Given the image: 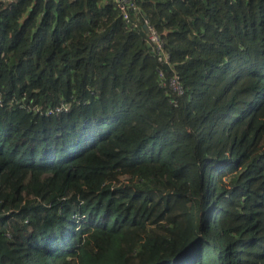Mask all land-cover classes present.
<instances>
[{
  "label": "trees",
  "instance_id": "trees-1",
  "mask_svg": "<svg viewBox=\"0 0 264 264\" xmlns=\"http://www.w3.org/2000/svg\"><path fill=\"white\" fill-rule=\"evenodd\" d=\"M134 1L0 0V95L70 104L0 106V264H264V0Z\"/></svg>",
  "mask_w": 264,
  "mask_h": 264
},
{
  "label": "built area",
  "instance_id": "built-area-1",
  "mask_svg": "<svg viewBox=\"0 0 264 264\" xmlns=\"http://www.w3.org/2000/svg\"><path fill=\"white\" fill-rule=\"evenodd\" d=\"M117 8L123 18V20L136 29L139 26L138 20H134L132 12L136 10V3L134 0H116ZM147 26V42L152 47V51L156 57L160 59L161 64H167L172 67V73L168 74L163 68L158 70L161 86L166 89V93L170 96V102L173 105H178V99L184 95L185 87L182 83L180 74L173 68L170 54L165 50V43L156 29V27L150 22L148 18L143 21V26ZM20 99L16 96L11 97L9 100H5L0 95V106H14L20 103L19 106L23 109L40 115H54L67 111L70 108V104L61 102L56 106L45 107L40 103L33 101L26 103L25 98Z\"/></svg>",
  "mask_w": 264,
  "mask_h": 264
},
{
  "label": "rangeland",
  "instance_id": "rangeland-1",
  "mask_svg": "<svg viewBox=\"0 0 264 264\" xmlns=\"http://www.w3.org/2000/svg\"><path fill=\"white\" fill-rule=\"evenodd\" d=\"M120 179L127 182L129 180V176L128 175H121Z\"/></svg>",
  "mask_w": 264,
  "mask_h": 264
},
{
  "label": "water",
  "instance_id": "water-1",
  "mask_svg": "<svg viewBox=\"0 0 264 264\" xmlns=\"http://www.w3.org/2000/svg\"><path fill=\"white\" fill-rule=\"evenodd\" d=\"M144 28L147 30V26L145 25Z\"/></svg>",
  "mask_w": 264,
  "mask_h": 264
},
{
  "label": "crops",
  "instance_id": "crops-1",
  "mask_svg": "<svg viewBox=\"0 0 264 264\" xmlns=\"http://www.w3.org/2000/svg\"><path fill=\"white\" fill-rule=\"evenodd\" d=\"M114 1H116V0H114Z\"/></svg>",
  "mask_w": 264,
  "mask_h": 264
}]
</instances>
